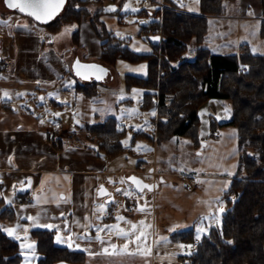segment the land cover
<instances>
[{
	"label": "crops",
	"instance_id": "obj_1",
	"mask_svg": "<svg viewBox=\"0 0 264 264\" xmlns=\"http://www.w3.org/2000/svg\"><path fill=\"white\" fill-rule=\"evenodd\" d=\"M0 7L4 9L0 12V58L11 64L8 72L0 74V197L4 206L14 212L11 221L0 218V229L17 242L22 264H36L40 257L37 241L31 234L33 230L53 231L54 244L84 253L85 264H115L113 261L120 255L124 256V264H132L137 258L139 261L135 264H143L146 256L148 264H186L183 260L187 257L180 248L182 235L201 238L203 235L194 234L200 221L204 219L208 231L212 226H220L221 219L213 223V213L219 209L222 218L227 208L223 196L239 157L235 130L232 126H220L231 120L229 111L215 99L208 100L199 109L201 140L205 142L202 150L210 148L213 158H221L228 155L227 148L234 149V159L225 174L214 175L210 173L214 165L205 167L201 163L198 170L189 167L188 173H179L181 179L172 186L163 177L170 172L160 171L158 162L155 166L160 173L155 171V177L154 167L149 172L143 171L142 160L128 168L121 167L116 164L121 157L138 153L123 146L122 153L107 157L97 151L96 143L88 138L85 130L78 128L114 118L118 130H126L135 121L127 111L135 101L125 95L132 91L118 92L122 87L114 85L116 76L112 67L106 66L109 72L101 82L76 77L65 61L48 51V45L54 41V33L48 27L7 10L3 0ZM227 9L228 3L225 20L242 18L241 14L234 15ZM148 13L152 16L151 11ZM226 51L220 54H227ZM85 62L101 63L99 60ZM79 85L90 87L96 94L86 95L78 90ZM36 92H43L38 101ZM43 98H47V103L40 102ZM142 103L137 117L139 124L135 126L143 127L134 132L133 146L138 140L157 142L155 114L143 111ZM52 130L71 134L74 145H65L61 140L62 149L57 150L46 138ZM208 130L211 133L205 139ZM174 141L175 138L167 143ZM188 147L194 152L193 145ZM132 173L142 178L146 174L154 177L148 182H156L157 177L162 181L152 192L135 191L137 195L126 202L128 218L111 216L114 230L97 234L95 228L101 216L96 208L101 209L107 203V199L101 202L107 197H98L97 190L102 185L109 190L110 177L122 175L125 179ZM29 180L30 190L24 195L18 194L17 188ZM127 185L133 188L128 182ZM127 207H132L133 212L128 213ZM146 218L151 221V236L147 242L149 247H141L144 237L140 227ZM122 244L127 246L126 252H120ZM142 248L148 250L144 251L147 255Z\"/></svg>",
	"mask_w": 264,
	"mask_h": 264
},
{
	"label": "trees",
	"instance_id": "obj_2",
	"mask_svg": "<svg viewBox=\"0 0 264 264\" xmlns=\"http://www.w3.org/2000/svg\"><path fill=\"white\" fill-rule=\"evenodd\" d=\"M225 1L199 0L198 15L169 9L161 16L156 12L157 18L161 17L160 22L142 23L143 29H157L161 33L159 45L150 42L154 47L151 54H136L112 34H99L104 41L99 61L105 66L111 68L120 59L147 63L146 76L126 74L124 87L144 90L142 110L157 106V143L182 137L199 150L202 141L200 107L210 99L226 101L230 107L231 120L220 126L233 127L240 153L223 196L227 208L220 226H212L202 236L199 248L187 256L186 264H264V55L252 53L248 45H241L237 53L229 54L213 53L200 47L192 60L177 66L173 64L190 50L192 41L197 45L204 43L208 33L207 16L224 14ZM88 2L67 0L64 10L44 26L56 33L63 26L80 24L88 16L83 8ZM261 2L264 16V0ZM262 29L264 32V27ZM72 39L73 43L79 42V31L72 34ZM241 66L246 70L242 71ZM78 90L88 96L96 94L85 85H79ZM78 129L89 132L97 151L107 157H115L124 150L122 139L126 130H118L114 118ZM248 149L252 152H246ZM0 218L8 221L14 218V212L4 206L1 197ZM31 234L40 255L36 264H85L84 253L54 244L53 231L33 230ZM193 238L192 235L181 237L182 242ZM0 264H22L17 242L1 229Z\"/></svg>",
	"mask_w": 264,
	"mask_h": 264
},
{
	"label": "rangeland",
	"instance_id": "obj_3",
	"mask_svg": "<svg viewBox=\"0 0 264 264\" xmlns=\"http://www.w3.org/2000/svg\"><path fill=\"white\" fill-rule=\"evenodd\" d=\"M161 3H164L165 5L163 9L160 7ZM172 3H174V5ZM227 3V10H229L234 15L241 14L242 18L225 20L223 16L226 11L221 15H208V33L204 43L197 45L195 41H192L190 44V50L183 53L175 60L173 63L175 66L192 60L194 58L195 50L200 47L207 48L213 53H224L227 50L226 53L229 54L237 53L239 51V49L238 51L236 50L237 46L240 48L241 45H248L252 53L264 55V32L262 29V27H264V16L262 13L261 0H226L224 2V6ZM2 8L3 7H0L1 14L4 12V9ZM83 8L87 11L88 16L80 24H69L64 26L57 34L54 33L52 35V37H54V41L48 45V51H52L56 56L65 61L70 69H72V65L76 59L84 62L99 60L98 58L102 50V43L104 42L101 40L99 34L102 36L104 34H112L122 43L123 46H127L132 52L136 54L141 55L153 53L154 47L150 43L149 37L154 34H158L161 37V33L157 29L151 31L150 29H143L142 23H150L156 20L160 22L161 17L157 18L156 12L159 11L161 16V13L165 9L198 15L199 0H165L164 2L162 0H152V2L150 0H89L88 4H86ZM110 8L112 10H108ZM149 11H151L152 16L148 13ZM17 14L22 16L24 20H30V22L40 25L28 16L22 15L20 13ZM210 25L211 29L209 28ZM75 31H79V42L77 44L73 43L72 39V34ZM115 43L116 40L113 42V44ZM222 48L225 49L223 50ZM241 68L244 69L242 71L246 70V67L244 66H241ZM112 71L116 76V82L114 85L122 87L121 91L118 90V92L125 94L126 91H132L130 95H125L126 97H131L135 101V104L132 107L127 108L128 113L131 114L135 121L133 124H130L126 127V134L122 139V144L125 146V148L133 149L134 152L138 153L137 156L128 155L126 158L125 156L121 157L116 164L121 167L128 168L132 165H136L139 160H142L143 163H141V165L143 166V171L149 172V170L154 167V172L152 173L154 177L156 176L155 171L159 172L160 169V171H166L167 173L170 172L169 175L166 174V176L163 177H165L167 182H170L172 186L174 185L175 181L181 179L179 177V173H188L189 167H196L198 170V165L201 163L205 167L206 165H214L210 168V173L213 172L214 175H223L226 171H228L227 168L230 166L229 162L234 159V149L231 148H227V156L213 158L210 153V148H205L200 154H197L198 150H195L194 146V152L188 147V145H193L190 140L182 137H175L174 142H166L165 145L161 143L157 144L156 141L150 142L147 140H138L136 141L135 146H133L132 139L134 132L139 131L143 127L135 126V124H139L137 117L138 113L141 112L140 102L143 101L144 90L136 88L126 90L124 87V78L126 74L145 77L147 74V63L145 61L130 62L128 60L120 59L117 60L115 66L112 67ZM42 94L43 92H36L35 99L38 101ZM47 101V98L40 100L42 104L47 103ZM218 102H220L221 106L226 108V110L231 114L230 107L228 108V103L226 101L218 100ZM150 111L155 114L154 120L157 125V106H155ZM207 118L210 121V116L207 115ZM130 126H135V128H131ZM156 132L157 131L155 128V137ZM85 133L88 134V138L93 140L91 138L92 135L89 134V132L85 131ZM210 133L211 131L208 130L205 133V137L203 138L206 139ZM191 151L192 153H190ZM250 151V149L246 150V152ZM156 162H158L160 169L155 166ZM154 177L146 174L143 178L144 180L148 181ZM105 179L106 178H102L103 181ZM109 179L112 183L107 182V185L110 187V192L114 194L115 200L112 202L103 203V207L101 209L96 208V210L99 211V213L96 211L98 216L101 217L100 222L97 223L96 221L99 226L95 229L97 234L106 231L103 233V235L106 233H111L115 228L112 221L109 220L111 216H117L118 218H128L125 216L126 202L127 200H131L133 196L137 195L135 190L127 185V182L122 175L115 178L110 177ZM157 180L159 181L160 178L157 177L154 179V181ZM114 183L118 185L113 186ZM120 185L123 186V190L119 189L121 187ZM101 200V202H104L106 198H102ZM219 213V209L214 211V219H212L213 223L221 219V215ZM203 221L204 219L200 221L198 226H196L194 234L202 236L208 233L207 227L204 226ZM140 229L141 235L144 237L141 247L144 245L149 247V243H147L151 236V221L149 218H146L144 221H142ZM125 246V244L120 246V252H126ZM142 251L144 252L148 250L143 249ZM144 254L147 255V252H144ZM123 257L124 256L120 255L116 257L113 262L115 264H124L125 259ZM138 261L139 260L137 258L132 264H135ZM148 261L149 259L147 256L142 259L143 264H148Z\"/></svg>",
	"mask_w": 264,
	"mask_h": 264
},
{
	"label": "water",
	"instance_id": "obj_4",
	"mask_svg": "<svg viewBox=\"0 0 264 264\" xmlns=\"http://www.w3.org/2000/svg\"><path fill=\"white\" fill-rule=\"evenodd\" d=\"M3 1H4L5 7L8 10L20 13V14L25 15V16H28L31 19H33L35 22L45 25V24H48L49 22H51L55 17H57L64 10V7H65L67 0H64L62 6L56 12L55 15H53L51 18H46L45 20H37L33 16H29L27 13L21 12L18 8L9 7L6 4L5 0H3ZM149 41L153 45H159V43L161 42V37H160V35H151L149 37ZM0 62H1V58H0ZM72 72L76 77H78L84 81L101 82V81H104L106 79V76L109 72V69H108V67H106L102 63L83 62V61H79L78 59H76L72 65ZM204 146H205V142H201L200 149L198 150L197 154L201 153V150L204 148ZM132 178H135V179H132ZM125 180L129 184H131L132 187L134 188V190L138 193L143 192L145 190L152 192L158 187V183L162 181V179H160L158 182L157 181L156 182H148V181L144 180L141 176H139L138 174H135V173H132V174H129L128 176H126ZM136 181H139V186L137 185ZM30 184H31V181L29 180L25 185L17 188V193L20 195L26 194L30 190ZM144 185H147L148 187H143ZM97 195H98V197H107L106 198L107 202L113 201L112 194L110 193V191L105 186H101L99 188Z\"/></svg>",
	"mask_w": 264,
	"mask_h": 264
},
{
	"label": "snow or ice",
	"instance_id": "obj_5",
	"mask_svg": "<svg viewBox=\"0 0 264 264\" xmlns=\"http://www.w3.org/2000/svg\"><path fill=\"white\" fill-rule=\"evenodd\" d=\"M5 2L9 7L18 8L21 12H25L37 20H45L56 14L64 0H5ZM136 183L139 186V181H136ZM143 187L148 186L144 185Z\"/></svg>",
	"mask_w": 264,
	"mask_h": 264
},
{
	"label": "built area",
	"instance_id": "obj_6",
	"mask_svg": "<svg viewBox=\"0 0 264 264\" xmlns=\"http://www.w3.org/2000/svg\"><path fill=\"white\" fill-rule=\"evenodd\" d=\"M163 2L165 0H162ZM164 3L160 4L161 9H163L164 7ZM11 69V64L10 62H1L0 63V74L6 73ZM241 70H244L243 68H241ZM46 138L48 139L49 143L51 145H53L57 150H61V140L64 141L65 145H74V141L72 140V135L68 134H60L58 131L56 130H52L50 132V134L46 135ZM77 147V146H75ZM25 200L21 201L20 203H23ZM127 211L128 213H132L133 212V208L132 207H127ZM201 243V239L200 238H193L192 241H185L181 244V250L184 253L185 256H190L191 254L195 253L197 251V249L199 248ZM184 262H187L188 259H184Z\"/></svg>",
	"mask_w": 264,
	"mask_h": 264
}]
</instances>
